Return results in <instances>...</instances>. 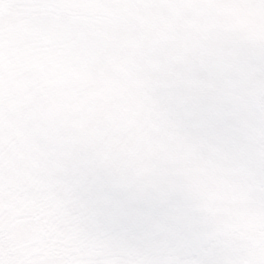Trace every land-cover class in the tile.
I'll return each instance as SVG.
<instances>
[{
    "label": "snow or ice",
    "instance_id": "obj_1",
    "mask_svg": "<svg viewBox=\"0 0 264 264\" xmlns=\"http://www.w3.org/2000/svg\"><path fill=\"white\" fill-rule=\"evenodd\" d=\"M0 264H264V0H0Z\"/></svg>",
    "mask_w": 264,
    "mask_h": 264
}]
</instances>
